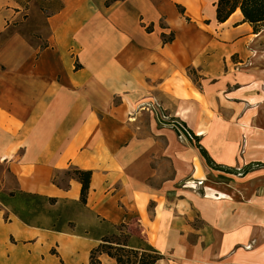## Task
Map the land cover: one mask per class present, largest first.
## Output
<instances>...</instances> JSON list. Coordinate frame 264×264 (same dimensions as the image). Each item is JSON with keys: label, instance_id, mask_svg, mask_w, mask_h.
I'll list each match as a JSON object with an SVG mask.
<instances>
[{"label": "crops", "instance_id": "crops-1", "mask_svg": "<svg viewBox=\"0 0 264 264\" xmlns=\"http://www.w3.org/2000/svg\"><path fill=\"white\" fill-rule=\"evenodd\" d=\"M58 1L43 42L0 0V264H90L122 225L156 264H218L250 227L218 234L235 215L181 186L206 179L264 205V31L239 10L219 23L217 0ZM198 146L227 170L263 166L215 170ZM74 169L92 172L84 203ZM258 231L248 264H264Z\"/></svg>", "mask_w": 264, "mask_h": 264}, {"label": "rangeland", "instance_id": "rangeland-1", "mask_svg": "<svg viewBox=\"0 0 264 264\" xmlns=\"http://www.w3.org/2000/svg\"><path fill=\"white\" fill-rule=\"evenodd\" d=\"M16 4L20 5L23 9V13L21 14V20L24 22L23 31L26 33V36L31 41L44 40L48 37V30L46 26V18L48 14L57 9L60 6L56 0H14ZM49 9V10H47ZM156 116L161 122H168L173 129L177 131L178 138L185 143H190L193 147H195L194 142L191 138H189L187 134L186 128L180 124L177 120L172 121L165 116L164 112L159 109L156 110ZM174 120V119H173ZM172 121V122H170ZM177 126L179 129H177ZM246 141L243 140L241 147V154L245 153L246 150ZM220 179L227 178L226 176L218 175ZM204 179V178H203ZM181 188L190 190L194 192L199 197L212 200L219 203V213L226 218L230 215H235L233 218L229 219V221L218 222L219 229H217L218 234L224 233L227 230L228 223L232 224V230H240L244 226L250 227L251 236L248 237L244 243H239L235 245L230 251L222 254L219 251L213 253L218 260V264H248V257H254L256 255L260 245L258 243L259 237V229L264 227V222L259 220V216L264 218V205H259L256 203L246 204L244 202V198L236 195H228L223 190H217L213 188V184L210 181L204 180H188V182H184ZM244 214L247 218H244ZM204 221L202 219H196L194 222L195 227L200 228V226H204ZM226 227V228H225ZM237 232V231H236ZM239 233V232H237ZM224 239V237L222 238ZM209 241H212V237L210 236ZM248 253V254H247ZM250 254V255H249ZM247 255H249L247 257ZM246 258V259H245Z\"/></svg>", "mask_w": 264, "mask_h": 264}, {"label": "trees", "instance_id": "trees-1", "mask_svg": "<svg viewBox=\"0 0 264 264\" xmlns=\"http://www.w3.org/2000/svg\"><path fill=\"white\" fill-rule=\"evenodd\" d=\"M56 1L60 3L58 0ZM117 1L120 0H108L107 5ZM60 6L57 9H59ZM55 10H52L51 12H54ZM237 10L241 12L244 22L249 23L252 26L255 34L264 31V0H217V21L219 23L226 22ZM172 40L173 37L171 36L169 39H165V42H171ZM192 137L194 136L192 135ZM198 148L208 166L215 170L226 171L227 173H235L236 175L243 176L253 168L263 166L261 164H250L242 170H227L216 165L204 148L201 146H198ZM69 174L78 178L82 183L81 198L84 203L88 195L92 172L74 169L72 170V173L70 172ZM124 228L125 225L120 226L115 234L105 237L102 240V244L91 252L90 264H101L100 256L103 254L114 258L117 264H156L163 258L153 250H144L140 252L130 249L128 247L129 234L123 231Z\"/></svg>", "mask_w": 264, "mask_h": 264}, {"label": "bare ground", "instance_id": "bare-ground-1", "mask_svg": "<svg viewBox=\"0 0 264 264\" xmlns=\"http://www.w3.org/2000/svg\"><path fill=\"white\" fill-rule=\"evenodd\" d=\"M257 56H258V55H257ZM261 106H262V105H261ZM261 106H260V107H261ZM209 248H210V246H209Z\"/></svg>", "mask_w": 264, "mask_h": 264}]
</instances>
